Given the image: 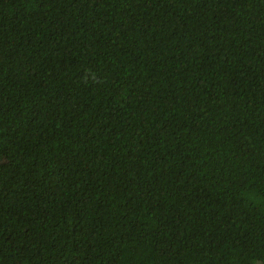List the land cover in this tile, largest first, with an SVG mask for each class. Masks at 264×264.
Listing matches in <instances>:
<instances>
[{"label":"trees","instance_id":"trees-1","mask_svg":"<svg viewBox=\"0 0 264 264\" xmlns=\"http://www.w3.org/2000/svg\"><path fill=\"white\" fill-rule=\"evenodd\" d=\"M0 264H264V0H0Z\"/></svg>","mask_w":264,"mask_h":264}]
</instances>
